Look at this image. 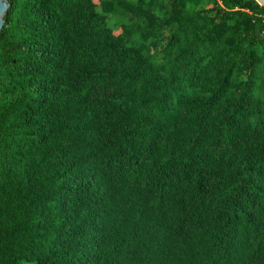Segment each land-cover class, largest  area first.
Here are the masks:
<instances>
[{"label": "trees", "instance_id": "obj_1", "mask_svg": "<svg viewBox=\"0 0 264 264\" xmlns=\"http://www.w3.org/2000/svg\"><path fill=\"white\" fill-rule=\"evenodd\" d=\"M8 1L0 264H264V5Z\"/></svg>", "mask_w": 264, "mask_h": 264}, {"label": "water", "instance_id": "obj_2", "mask_svg": "<svg viewBox=\"0 0 264 264\" xmlns=\"http://www.w3.org/2000/svg\"><path fill=\"white\" fill-rule=\"evenodd\" d=\"M260 4L264 5V0H257ZM10 6V3L8 0H0V32L2 28L4 27L5 20L4 15L6 14L8 8Z\"/></svg>", "mask_w": 264, "mask_h": 264}, {"label": "built area", "instance_id": "obj_3", "mask_svg": "<svg viewBox=\"0 0 264 264\" xmlns=\"http://www.w3.org/2000/svg\"><path fill=\"white\" fill-rule=\"evenodd\" d=\"M263 5V4H262Z\"/></svg>", "mask_w": 264, "mask_h": 264}]
</instances>
